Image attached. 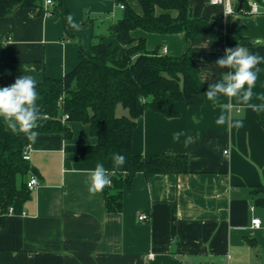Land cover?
<instances>
[{
	"label": "crops",
	"instance_id": "crops-1",
	"mask_svg": "<svg viewBox=\"0 0 264 264\" xmlns=\"http://www.w3.org/2000/svg\"><path fill=\"white\" fill-rule=\"evenodd\" d=\"M44 1L41 7L21 6L0 16V87L24 74L37 83L64 77L89 51L93 36L107 34L123 14L116 0H53V14L47 16ZM128 1L142 12L138 0ZM69 14L79 30L67 23ZM189 15L208 18L223 39L142 29L133 35L145 37L147 48L161 46L171 55L187 49L207 55L194 63L200 78L207 77L209 83L230 71L216 66L225 49L240 45L264 56V13H226L221 4L190 0ZM257 67L253 91L264 95V62ZM252 102L262 101L254 97ZM167 103L178 114L168 117L147 109L133 131V151L146 158L162 153L187 156L188 170L136 173L124 187L119 212L106 210L103 192L89 193L86 175L65 172L97 164L75 159L77 152L97 146L88 124L71 122L70 138L40 133L31 143L32 170L19 176L17 185L21 189L31 174L40 183L28 197L14 199L12 213L6 212L0 224V264H222L223 259L226 264H264V206L256 202L264 194L254 191L264 186V112H235L244 122L236 129L215 123L221 109L206 96L200 104L171 98ZM120 106L117 113L128 114L119 112ZM177 131L198 139L185 147V137L173 140ZM108 162L112 171H126V164L114 167L112 156ZM3 200L0 187V211ZM141 213L149 219L140 220ZM254 217L261 218L259 227L252 224Z\"/></svg>",
	"mask_w": 264,
	"mask_h": 264
},
{
	"label": "trees",
	"instance_id": "trees-1",
	"mask_svg": "<svg viewBox=\"0 0 264 264\" xmlns=\"http://www.w3.org/2000/svg\"><path fill=\"white\" fill-rule=\"evenodd\" d=\"M44 0H0V16L12 14L18 7L42 6ZM125 2L122 16L114 22L107 34L94 35L90 52L81 54L80 62L62 78H45L37 83L38 106L44 114L39 121L40 133H62L72 136L71 122L88 124L91 135L97 138L93 150H81L76 160L90 159L111 170L108 159L114 153L126 158V171L112 176L111 187L102 192L105 208L119 212L123 208L124 187L130 186L138 172L147 176L156 173L186 172L188 158L167 153L146 158L133 151V131L137 120L147 109L168 117L178 112L168 106V98L200 104L209 82L200 78L195 59L207 57L191 49L180 55L162 52L161 46L147 48L145 37H136L133 31L150 33L185 32L187 38L197 39L202 33L223 39L208 18L189 15L190 0H138L142 12ZM247 7V2L242 6ZM158 9L162 11L159 13ZM175 11L174 15L172 12ZM240 11V10H238ZM109 38V41L106 39ZM128 110L119 115L118 106ZM69 119L64 120V115ZM30 142L23 134L13 133L0 120V187L4 200L0 224L16 197L26 198L30 190L26 183L19 189L17 180L32 170L23 158ZM264 194V186L254 189ZM256 202L264 206V195Z\"/></svg>",
	"mask_w": 264,
	"mask_h": 264
},
{
	"label": "clouds",
	"instance_id": "clouds-1",
	"mask_svg": "<svg viewBox=\"0 0 264 264\" xmlns=\"http://www.w3.org/2000/svg\"><path fill=\"white\" fill-rule=\"evenodd\" d=\"M67 23L74 29L79 30L80 25L75 23L73 16L66 17ZM264 62V56L250 53L245 47L238 45L236 48L225 49L223 57L216 61L218 68L230 69L222 73L219 80L208 85L203 94L208 101L221 109L215 123L228 125L236 129L244 126L243 119L235 118L234 113L241 109H251L253 112H264V95H257L253 89L256 86L258 73L257 67ZM207 77H203V82ZM37 80L32 75H22L15 82L6 87H0V120L16 134H23L33 144L39 137L36 131L40 127L39 121L44 119V114L38 106ZM220 97L226 98L225 102ZM262 101L257 104L253 98ZM235 101V103H234ZM184 138V145L188 147L196 142L193 137L183 131L173 133V140L179 142ZM114 167L119 168L125 164L126 158L120 153L112 156ZM66 173H79L88 177V191L91 195L102 192L111 187L114 171L107 169L102 163H97L94 169H65ZM33 183L36 181L33 180ZM257 224L259 221L256 222Z\"/></svg>",
	"mask_w": 264,
	"mask_h": 264
},
{
	"label": "built area",
	"instance_id": "built-area-1",
	"mask_svg": "<svg viewBox=\"0 0 264 264\" xmlns=\"http://www.w3.org/2000/svg\"><path fill=\"white\" fill-rule=\"evenodd\" d=\"M212 4H221L225 7V12L226 13H236V12H241L245 14H257V13H264V0H244L243 4L247 2V7L243 8L241 7L238 9L239 5V0H209ZM117 6L120 9L125 8V2L123 0H116ZM54 4L53 0H45L44 1V14L47 16H50L53 14V11L51 10V7ZM242 4V6H243ZM240 10V11H238ZM162 52H166V49L162 50ZM64 120L69 119V114L64 115L63 117ZM31 144L26 147L24 150L23 158L25 160H30L31 159ZM35 180L36 182L33 183L32 181ZM39 179L36 175L31 174V176L28 178L26 181L27 188L29 190H33L37 185H39ZM252 210H254V206L251 207ZM13 207L10 206L8 209V213H12ZM139 219L142 221H146L149 219V215L147 213H141L139 215ZM259 221L257 224L256 222ZM262 221L260 217H254L252 219V224L254 226L259 227L261 225ZM153 254H149V257H152Z\"/></svg>",
	"mask_w": 264,
	"mask_h": 264
},
{
	"label": "rangeland",
	"instance_id": "rangeland-1",
	"mask_svg": "<svg viewBox=\"0 0 264 264\" xmlns=\"http://www.w3.org/2000/svg\"><path fill=\"white\" fill-rule=\"evenodd\" d=\"M88 52H90V50H89V51H85L86 55L88 54ZM122 110H125V112L127 111V109H124V107L120 106L119 112H122ZM119 115H120V114H119ZM222 264H226L225 259H223Z\"/></svg>",
	"mask_w": 264,
	"mask_h": 264
},
{
	"label": "water",
	"instance_id": "water-1",
	"mask_svg": "<svg viewBox=\"0 0 264 264\" xmlns=\"http://www.w3.org/2000/svg\"><path fill=\"white\" fill-rule=\"evenodd\" d=\"M244 0H239V5H238V9H240L242 7Z\"/></svg>",
	"mask_w": 264,
	"mask_h": 264
}]
</instances>
